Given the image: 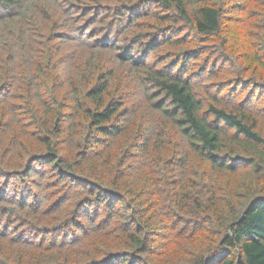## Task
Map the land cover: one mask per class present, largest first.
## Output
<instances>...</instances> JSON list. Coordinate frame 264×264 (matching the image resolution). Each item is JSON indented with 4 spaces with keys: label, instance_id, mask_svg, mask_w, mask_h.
<instances>
[{
    "label": "trees",
    "instance_id": "16d2710c",
    "mask_svg": "<svg viewBox=\"0 0 264 264\" xmlns=\"http://www.w3.org/2000/svg\"><path fill=\"white\" fill-rule=\"evenodd\" d=\"M0 264H264V0H0Z\"/></svg>",
    "mask_w": 264,
    "mask_h": 264
}]
</instances>
